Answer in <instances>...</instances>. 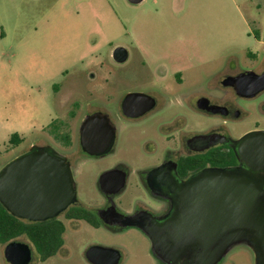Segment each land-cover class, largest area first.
Instances as JSON below:
<instances>
[{
    "label": "flooded vegetation",
    "instance_id": "obj_1",
    "mask_svg": "<svg viewBox=\"0 0 264 264\" xmlns=\"http://www.w3.org/2000/svg\"><path fill=\"white\" fill-rule=\"evenodd\" d=\"M247 58L251 67L241 68L228 56L206 86L189 79L182 59L154 67L165 57H142L139 70L101 69L98 84L69 85L62 73L64 82L52 87L58 115L41 135L67 143L38 146L66 161L73 195L46 220L0 204V264H166L151 236L181 231L205 181L219 185L221 174L230 179L236 170L264 178L249 164L264 132V54ZM128 60L129 53L122 64ZM58 175L44 180L41 216L69 197L60 194ZM129 238L139 241L136 249Z\"/></svg>",
    "mask_w": 264,
    "mask_h": 264
},
{
    "label": "rangeland",
    "instance_id": "obj_2",
    "mask_svg": "<svg viewBox=\"0 0 264 264\" xmlns=\"http://www.w3.org/2000/svg\"><path fill=\"white\" fill-rule=\"evenodd\" d=\"M0 32L1 171L34 145L67 143L41 135L58 115L52 87L64 72L69 85L98 84L101 69L139 70L142 57H165L154 67L182 59L189 79L206 86L228 56L250 68L248 54H264L257 41L264 40V0H0ZM117 47L128 51L126 64L113 61ZM13 134L20 145L11 144ZM222 264H254V257L241 245Z\"/></svg>",
    "mask_w": 264,
    "mask_h": 264
},
{
    "label": "water",
    "instance_id": "obj_3",
    "mask_svg": "<svg viewBox=\"0 0 264 264\" xmlns=\"http://www.w3.org/2000/svg\"><path fill=\"white\" fill-rule=\"evenodd\" d=\"M127 1L139 5L145 0ZM112 56L122 64L128 51L117 47ZM259 81L264 83V73ZM261 134V144L251 149L256 156L249 162L258 172H264V132ZM51 172L59 173L56 186L60 194L67 191L69 199H60L51 214L41 216L46 202L41 189ZM218 179L219 185L205 181L203 200L188 203L181 231L157 235L156 239L151 236L154 251L164 263L219 264L235 247L244 245L252 252L254 264H264V178H251L236 170L230 179L226 174ZM72 195L69 167L64 159L52 155L49 147L34 145L0 171V204L16 216L46 220L65 209ZM13 246L6 249L8 260Z\"/></svg>",
    "mask_w": 264,
    "mask_h": 264
},
{
    "label": "trees",
    "instance_id": "obj_4",
    "mask_svg": "<svg viewBox=\"0 0 264 264\" xmlns=\"http://www.w3.org/2000/svg\"><path fill=\"white\" fill-rule=\"evenodd\" d=\"M22 142V139L20 138V136L18 134H13L11 137V144L14 146H18L20 145ZM4 208L0 205V211H3Z\"/></svg>",
    "mask_w": 264,
    "mask_h": 264
}]
</instances>
